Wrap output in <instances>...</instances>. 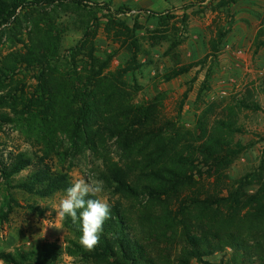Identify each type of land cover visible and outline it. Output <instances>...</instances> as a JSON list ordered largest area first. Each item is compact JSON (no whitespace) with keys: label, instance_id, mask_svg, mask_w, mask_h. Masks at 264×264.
Instances as JSON below:
<instances>
[{"label":"rangeland","instance_id":"obj_1","mask_svg":"<svg viewBox=\"0 0 264 264\" xmlns=\"http://www.w3.org/2000/svg\"><path fill=\"white\" fill-rule=\"evenodd\" d=\"M15 1L0 0L4 146L48 154L73 183L102 182L96 197L124 212L135 232L137 264H264L257 244L264 243V222L257 229L249 221H217L195 197L208 176L195 173L189 179L180 170V178L166 183L170 176L164 177L155 148L146 145L163 132L181 145L200 143L227 127L235 155L221 167V176L230 179L217 191L264 174V0H91L110 2L124 14L114 21L103 10L74 4L22 7L10 26L1 25ZM29 47L48 56L44 69L35 78L7 79L15 68L10 55ZM35 90L38 97L48 95V105L32 104ZM85 97L87 122L80 130L71 125L74 118L66 126L67 112L76 113ZM137 104L144 107L137 110ZM258 190L250 177L245 192ZM15 195L21 207L5 221L9 187L0 175V254L19 249L38 254L48 242L62 249L55 261L21 264H109L71 255L70 233L56 211L65 195L36 200L47 208L44 218L31 215L23 197ZM215 229L231 231L236 239L213 243Z\"/></svg>","mask_w":264,"mask_h":264},{"label":"trees","instance_id":"obj_2","mask_svg":"<svg viewBox=\"0 0 264 264\" xmlns=\"http://www.w3.org/2000/svg\"><path fill=\"white\" fill-rule=\"evenodd\" d=\"M234 0H231V3ZM16 6L8 19H4L1 25L6 24L10 26L13 20L11 17L16 13L18 8H25L30 10H37L44 7H64L68 4H74L80 8L93 9L97 8L105 11L114 21L119 20V16L124 14L123 9L114 10L110 2L99 3L92 2L91 0H16ZM149 13V12H148ZM153 16L162 17L163 13L151 12ZM222 36V34L220 35ZM223 37V36H222ZM73 52V51H72ZM71 52V53H72ZM75 52V50H74ZM48 59L47 55H40L35 47H29L26 52L16 51L10 55V63L15 65V68L10 71V75L7 79L12 80L16 75L25 76L30 74L37 77V71L44 69L45 60ZM6 75L2 73V77ZM34 77V78H35ZM42 84L43 80H38ZM31 88L30 90H33ZM85 95V94H84ZM74 97V92L72 94ZM32 104L48 105L50 101L48 95L41 94L39 97L36 94V90L30 97ZM78 98V97H77ZM75 100V99H74ZM87 98L80 99V105L78 106L76 113L72 114V118L69 116L70 111L67 112L65 118L66 126L74 118L75 121L71 125L78 127L84 126L87 122L86 110ZM144 106L141 104L136 105L137 110H141ZM151 120L156 118V106L152 105L151 108ZM70 125V126H71ZM230 128L225 127L223 130L218 129L220 135L210 134L207 140L197 143L192 141L181 145L176 140L169 136L165 138V132L154 134V138L151 141H146L151 144L156 150V157L162 165L164 171V181L166 183H173L181 175L180 170L189 179H194V174L198 173L200 177L208 176L207 178H201L200 184L201 191L195 194L197 200L201 204V209H207L210 213L214 214L217 221L225 224L234 221L237 224L249 221L251 227L260 229V223L264 222V174L248 176L239 183L226 185L222 191L218 190V184L223 182L228 184L230 177L221 176L220 169L223 165H229L232 163V157L235 152L232 150V140L225 135V131H229ZM140 135V131L133 130L131 134ZM237 133H242L238 131ZM2 134H4L3 126L0 125V175L9 187V202L8 210L4 215V220L9 221V217L14 214L17 207L20 206L19 199L16 198L15 193H18L23 197L25 206L29 210L31 215H35L38 218L46 217L47 208H42L37 199H51L56 195H65L66 189L70 187L72 177L70 173L62 167L57 166L53 160L48 158V154H38L34 151L26 150L21 151L18 149H11L4 146L1 142ZM167 150V151H166ZM166 152V161L163 160V156ZM184 152H188L184 153ZM169 154L172 156L169 157ZM200 166L205 167V170H201ZM264 167V161L262 164ZM193 172L192 175L189 173ZM179 173V174H178ZM250 177L258 182L259 190L253 194L248 195L245 192V188L248 185ZM216 180V183L206 184V181ZM124 185V188L133 192L127 184L120 182V186ZM190 188V183L188 184ZM214 188L215 192L210 193L206 189ZM205 190V191H204ZM209 192V194H208ZM217 192V194H216ZM216 195V202L215 200ZM96 199V196L90 197ZM246 200L244 201V199ZM111 205V218L104 224V230L100 238L99 245L94 251H86L80 244V237L82 235L81 224H73L70 217H64L63 227L70 233L67 237L69 243L68 250L72 256L84 257V259L91 260H106L109 264H137V244L134 241V230L128 223L124 212L119 206ZM217 225V223H216ZM207 229V227H205ZM131 231L133 233H131ZM213 243H220L223 245L224 239L227 240L236 239V234L231 231H223L221 229H215ZM207 238V236L205 237ZM258 245L263 246V242L258 241ZM217 251H222V248H217ZM41 252V254H40ZM40 252H26L24 250H17L15 254H0V261H4L9 264H21L26 263H43L55 261L58 255L62 252V249L54 243H41Z\"/></svg>","mask_w":264,"mask_h":264},{"label":"clouds","instance_id":"obj_3","mask_svg":"<svg viewBox=\"0 0 264 264\" xmlns=\"http://www.w3.org/2000/svg\"><path fill=\"white\" fill-rule=\"evenodd\" d=\"M102 182L77 180L66 189L56 209L58 217H70L73 224H81L80 244L86 251H94L100 243L104 224L111 218V205L96 196Z\"/></svg>","mask_w":264,"mask_h":264}]
</instances>
